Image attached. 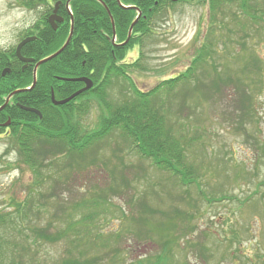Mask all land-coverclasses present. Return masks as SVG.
Instances as JSON below:
<instances>
[{"label":"rangeland","instance_id":"rangeland-1","mask_svg":"<svg viewBox=\"0 0 264 264\" xmlns=\"http://www.w3.org/2000/svg\"><path fill=\"white\" fill-rule=\"evenodd\" d=\"M57 1L60 0H0V48H15L22 38L34 35L37 24H48L47 16ZM255 1L249 12L258 20L241 13L238 4L230 7L235 22L230 14L228 20L223 15L217 18L224 24L220 31L225 32L224 44L218 48L226 47L230 53L224 51L219 56L229 60V75H240L238 69L249 62L250 52L259 59L255 60L261 70L252 92L253 117L240 118V105L236 107L237 94L232 85H223L222 95L211 90L206 98L198 97L207 90L205 85L195 89L193 82L187 87L194 91L186 92L184 99L181 94L175 99L163 95L165 112L171 113H167V118L175 124V132L184 137L187 160L196 168V183L178 184L170 173L155 168L123 142L120 131H113L92 150L104 161L108 159L106 165L99 159L98 164L78 172L69 171L65 186L60 185L64 187L55 195L45 191L42 196L31 192L36 187L34 175L20 160L18 143L0 130V213L13 216L17 204L32 199L24 216H18L7 227L0 225V231L6 232L9 242L15 244L16 254L23 257L22 264H56L65 255L64 239L52 244L35 241L29 251L27 247L22 249L28 243L20 238L29 232V226L43 227L51 221V230L63 229L66 221L50 216L56 203L68 206L91 200L99 189L109 187L117 190L107 193L111 204L98 211L92 226L78 227L80 232L88 230L90 237L96 233L108 237L127 221L120 216L119 207L137 215L134 202L142 198L170 216L180 215L183 225L192 226L173 243L169 264H264V0ZM162 13L141 45H133L125 53L127 62L139 60V67L128 72L144 91L187 68L213 19L205 0H185ZM221 61L218 59L219 64ZM250 66L241 73L242 77L249 78ZM129 92L125 81L113 79L106 97L110 103H117ZM230 100L235 103L231 105ZM102 112L104 108L93 100L88 111L80 116L79 126L84 130L95 128ZM113 149L117 156L112 154ZM186 214L192 216L183 218ZM155 233L150 232L147 239L138 242L129 237L131 233L115 236L108 247L100 245L97 239L96 246H87V254L94 257L100 251L116 249L123 257L126 254L127 260L151 252L157 254L156 259L160 248Z\"/></svg>","mask_w":264,"mask_h":264},{"label":"trees","instance_id":"trees-1","mask_svg":"<svg viewBox=\"0 0 264 264\" xmlns=\"http://www.w3.org/2000/svg\"><path fill=\"white\" fill-rule=\"evenodd\" d=\"M60 1L57 12L63 17V21L57 24L56 29L49 24H37L34 32L36 38L23 45L21 54L33 57L34 62L52 54L66 40L72 24L70 41L56 56L37 67V79L31 89L15 93L12 96L15 103H7L0 110V130H5L2 125L9 120L8 136L18 143L20 160L33 172V183L36 187L31 192L45 196L47 191L46 194L55 195L65 186L69 171L78 172L88 165L98 164L102 157L92 150L113 131H120L119 137L123 142L132 147L140 157L149 160L155 168L170 173L178 184L196 183V168L187 160L184 137L175 132V124L167 118L170 111L165 112L164 99L167 95L175 99L180 94L184 99L186 92L194 91L189 89L190 82H193L195 89L205 85L207 90L198 96L205 98L211 90L216 91V95H222L223 85H232L236 89L238 103L230 100V104L235 103L236 107L240 105L237 110L241 113V119L253 117L252 92L255 91L257 73L261 66L255 62L257 55L250 52L249 62L238 69L240 75H243L244 70L251 64L249 78L238 74L235 77L229 75V60L219 56L224 51L230 53L226 47L218 48L219 44H224L225 32L220 31L221 25L224 24L217 18L223 15L228 20L230 14L232 22H235V15L231 13L230 7L238 4L241 13L258 20L259 18L249 12L254 9L256 1L205 0L209 4L213 19L200 44L195 48L191 62L177 75L162 79L147 91L139 89L132 80L128 69L139 67V60L127 62L126 50L133 45H141L142 38L150 33L156 18L168 7L185 0H119L121 4L117 0H70L68 6L65 5L66 0ZM106 8L113 19L114 30ZM138 10L141 15L132 27L128 42L122 45L114 44L113 36L116 43L127 38L129 26ZM262 11L264 13V10ZM218 59H222L220 64ZM5 67H9L10 72L2 75ZM32 70L33 64L22 70V62L16 57L14 48H0V105L4 102L3 96L16 88L31 84ZM58 77H88L92 86L68 102L55 105L51 101V90L54 98L61 100L82 88L84 84L82 81H62ZM113 79L125 81L130 90L129 95L117 103H110L106 97L107 88ZM198 97L196 99L200 100ZM91 100H96L104 108V112L101 113L95 128L84 130L78 124L79 118L88 111ZM19 104L36 108L41 116L23 109ZM180 108L179 104L178 109ZM88 151L91 155L87 154ZM112 154L117 156L115 149ZM107 161L108 159H102L100 163L106 165ZM109 172L113 174L110 168ZM62 184L64 186H60ZM108 191L117 190L112 187L101 188L95 192V198L74 202L68 206L61 202L56 203L50 216L66 221L65 228L55 227L51 230V221L43 227L29 226V232L20 238L28 243L27 246H22V249L27 247L29 251L35 241L52 244L64 239L65 255L56 264H169L171 257L168 254L173 250V243L192 226L183 225L179 220L180 215L179 218L170 216L166 210L151 207L142 198L140 202H134L137 215L119 207L120 216L127 221L120 229L116 227L111 231L108 237L103 238L98 233L90 237L88 230L82 233L77 229L92 226L91 222L98 211L104 208V205L111 204ZM30 200H25L23 205L17 204L13 216L8 212L0 213V225L7 227L15 222L18 216H24L30 207ZM130 208L132 210V206ZM186 216L192 214L182 215L183 218ZM153 231L157 233V244L160 248L156 259L154 257L157 254L153 255L151 252L127 260L126 254H123V257L116 249L103 253L100 251L94 257L87 254V246H96L97 239L100 240V245L108 247L112 237L120 238L131 233L133 236L129 234V237L138 242L147 239ZM6 235V232L0 231V264H22L23 257L16 254L15 244L10 243ZM173 237H176V240H173Z\"/></svg>","mask_w":264,"mask_h":264},{"label":"water","instance_id":"water-1","mask_svg":"<svg viewBox=\"0 0 264 264\" xmlns=\"http://www.w3.org/2000/svg\"><path fill=\"white\" fill-rule=\"evenodd\" d=\"M69 1H70V0H66V1H65V5H66V6H68ZM117 1L119 2V0H117ZM173 1H176V0H173ZM59 4H61V1H57V2L55 3L54 8H53V10H52V13L47 17V21H48V23L51 25V27H52L53 29H56V27H57V23H60V22L63 21V17L57 13V9H58ZM119 4H121V3L119 2ZM129 7H133V6H129ZM106 11H107V13L109 14V16H110V18H111L112 27H113V29H114V22H113V19H112L111 15H110V12H109V10H108L107 8H106ZM140 14H141V12L138 11L136 18H135V19L132 21V23L130 24L129 29H128V36H127L128 38H129V36H130V34H131L132 27H133L134 23H135V22L138 20V18L140 17ZM71 36H72V24H71V26H70V30H69L68 36H67L66 40L64 41V43L62 44V46H61L58 50H56L55 52H53L52 54H50V55H48V56H45V57H43V58H41V59H39V60H37V61H35V62H34V58H32V57H25V56H22V55H21V47H22L24 44H26L27 42H29L30 40L35 39L36 37H35V36H27V37L23 38L21 41H19V43L16 45V48H15V54H16V56L19 58V60L23 62L22 69H24L28 64H32V63H34V64H33V81H32L31 86H29V87L20 88V89H15V90H13L12 92H10V94L7 95V97H6L5 101H4V103L0 106V110H1V109H2V108L8 103L9 98H10L13 94H15V93H17V92H21V91L29 90V89H31V88L35 85V82H36V70H37V67H38L41 63H43V62H45V61L51 59V58L54 57V56H56L61 50H63L64 47L67 45V43L70 41ZM126 42H127V39H126L124 42H122V43H126ZM8 71H9V68H5V69L2 71V75H4V74H5L6 72H8ZM60 79H64V80H72V81H82V82L85 83V85H84L82 88H80V89L76 90L75 92H73V93H72L71 95H69L68 97H66V98H64V99H61V100H56V99L54 98L53 91L51 90V101H52V103L55 104V105L64 104V103L68 102L70 99H72L73 97H75V96L78 95L79 93H81V92H83V91H85V90H88V89L92 86V81L90 80V78H87V77L60 78ZM20 106H21L23 109H25V110H28V111H31V112H35V113H37L39 116H41L39 110H37L36 108L28 107V106H23V105H20ZM8 123H9V121L5 122L3 125H4V126H5V125H8Z\"/></svg>","mask_w":264,"mask_h":264},{"label":"flooded vegetation","instance_id":"flooded-vegetation-1","mask_svg":"<svg viewBox=\"0 0 264 264\" xmlns=\"http://www.w3.org/2000/svg\"><path fill=\"white\" fill-rule=\"evenodd\" d=\"M112 42H113L114 44H117V43H116V38H115V36L112 37ZM32 75H33V72H32ZM31 82H32V81H31ZM9 103H12V104L15 103V101L13 100L12 97L9 98ZM19 105H20V104H19ZM4 131H5V132H4L3 135L8 136V135L10 134L9 126H8V127H5V130H4Z\"/></svg>","mask_w":264,"mask_h":264},{"label":"bare ground","instance_id":"bare-ground-1","mask_svg":"<svg viewBox=\"0 0 264 264\" xmlns=\"http://www.w3.org/2000/svg\"><path fill=\"white\" fill-rule=\"evenodd\" d=\"M24 38H25V37H24ZM22 39H23V38H22ZM22 39H21V40H22ZM21 40H20V41H21ZM18 43H19V42H18ZM18 43H17V44H18ZM17 44H16V45H17ZM22 47H23V46H22ZM22 47H21V48H22ZM15 48H16V46H15ZM15 48H14V52H15ZM63 80H64V79H62V81H63ZM64 81H68V80H64Z\"/></svg>","mask_w":264,"mask_h":264}]
</instances>
